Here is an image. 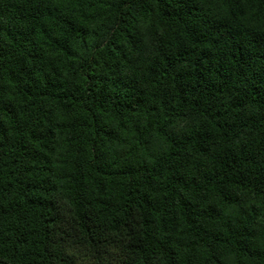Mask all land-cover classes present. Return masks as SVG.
Returning a JSON list of instances; mask_svg holds the SVG:
<instances>
[{"label": "trees", "instance_id": "trees-1", "mask_svg": "<svg viewBox=\"0 0 264 264\" xmlns=\"http://www.w3.org/2000/svg\"><path fill=\"white\" fill-rule=\"evenodd\" d=\"M0 264H264V0H0Z\"/></svg>", "mask_w": 264, "mask_h": 264}]
</instances>
